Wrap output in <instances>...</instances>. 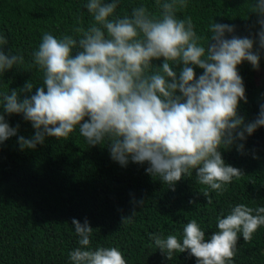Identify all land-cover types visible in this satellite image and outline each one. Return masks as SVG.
Here are the masks:
<instances>
[{"label": "clouds", "instance_id": "obj_1", "mask_svg": "<svg viewBox=\"0 0 264 264\" xmlns=\"http://www.w3.org/2000/svg\"><path fill=\"white\" fill-rule=\"evenodd\" d=\"M119 2L87 0L85 7L93 18L87 27L75 28L76 35H42L32 56L43 71V86L23 99L16 90L0 99L6 113L23 114L35 129L29 139L18 137L21 150H34L46 137L67 139L78 128L89 146H107L121 166L147 162L146 172L172 190L195 171L199 184L223 194L243 173L225 163L220 149L264 126V104L252 122L245 123L238 113L240 101L247 103L238 65L248 61L259 67L254 40L228 38L226 33H234V26L215 22L205 43L190 16H177L187 7L185 0H156L158 15L140 5L123 17L115 14ZM253 10L261 16L258 38L264 49V0H258ZM4 45L7 39L0 36V46ZM161 58L162 64L153 63ZM23 63L22 55L0 50V73ZM196 67L203 70L198 77ZM32 90L29 81L21 92ZM18 127H10L0 114V143L16 136ZM243 147L239 144L237 150L242 152ZM208 190L203 192L206 197ZM72 225L79 247L69 253L71 264H126L117 247L92 249L93 228L87 219L83 224L73 219ZM261 226L264 207L240 203L217 217L218 231L207 241L195 219L184 226L182 238L174 234L150 238L169 260L174 253L187 251L197 264H228L239 236L250 241Z\"/></svg>", "mask_w": 264, "mask_h": 264}, {"label": "trees", "instance_id": "obj_2", "mask_svg": "<svg viewBox=\"0 0 264 264\" xmlns=\"http://www.w3.org/2000/svg\"><path fill=\"white\" fill-rule=\"evenodd\" d=\"M185 2L187 7L179 9L177 16H190L194 30L205 43L215 22L234 26V33H226L228 38L235 35L254 40L259 67L253 68L248 61L238 65L247 98V103L240 101L238 113L245 123L254 121L264 104V49L259 47L258 38L261 16L253 10L258 0ZM86 3L0 0V36L7 39L0 50L24 57L23 64L0 73V99L12 90L23 99L43 86V71L34 64L32 53L45 32L57 37L76 35L75 28L92 23ZM140 5L159 14L156 0H120L115 14L130 16ZM153 63L160 65L163 59ZM195 71L197 77L203 73L198 67ZM29 81L32 93L21 92ZM0 114L10 127L19 126L16 136L0 143V264H71L69 253L79 247L73 219L81 224L88 220L93 228V250L98 246L117 247L126 264H197L187 251L167 259L150 237L174 234L182 238L184 226L195 219L207 241L218 231L217 217L223 218L235 205L264 207V126L251 135L246 133L245 140H236L230 148L220 149L225 163L240 169L243 175L218 194L199 184L195 171L191 177L183 176L172 190L159 177L146 172L147 162L129 161L121 166L111 158L107 146H89L78 128L67 139L46 137L34 150H21L18 137L31 138L35 134L32 123L23 114L6 113L2 104ZM239 144L244 145L242 152L237 150ZM205 190L209 197L203 195ZM228 264H264V226L250 241L239 236Z\"/></svg>", "mask_w": 264, "mask_h": 264}]
</instances>
